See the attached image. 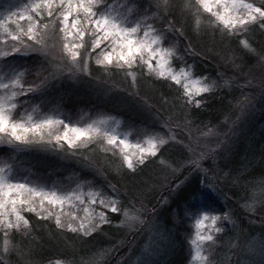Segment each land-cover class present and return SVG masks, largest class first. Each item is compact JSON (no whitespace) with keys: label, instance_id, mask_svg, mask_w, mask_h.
<instances>
[{"label":"snow or ice","instance_id":"1","mask_svg":"<svg viewBox=\"0 0 264 264\" xmlns=\"http://www.w3.org/2000/svg\"><path fill=\"white\" fill-rule=\"evenodd\" d=\"M204 21L213 33L237 39L242 55L254 58L264 86V48L253 47L248 35L253 30L264 33V0H152L147 8L143 3L132 7L118 0H25L9 6L0 14V144L16 151L37 147L66 155L98 150L112 159L96 168L84 156L88 166L97 174L112 170L120 175L125 169L135 174L153 158H158L162 169L175 171V163L161 156L162 149L174 143L189 154L184 164L201 169L202 162L214 160L228 141V133H221L218 126L205 131L191 117V109L201 108L219 83L197 75L182 55L195 52L189 32L199 35ZM242 55L231 54L233 67H241L237 60ZM17 56L33 59L35 66L29 70L10 63ZM93 63L105 74L123 73L131 79L132 88L137 87L138 76L168 81L170 87H177L187 111L175 119L157 114L159 124L139 129L132 140V133L121 132V121L114 116L81 113L74 120L59 105L46 106L43 97L55 82L91 77ZM30 73L35 74L31 81ZM255 79H247L243 87H252ZM225 83L231 85V81ZM36 100L39 103L32 102ZM248 101L246 95L237 101L241 115ZM144 103L150 110L151 105ZM176 129L182 130L186 140L177 138ZM212 139L216 144L209 143ZM239 203L252 215L264 210V181ZM109 212L118 217L117 227L130 231L146 223L143 199L125 203L114 184L105 187L78 179L74 187L47 185L18 177L13 163L0 160V264H10L7 258L12 256L18 264H37L34 252L15 241L18 234L31 235L25 213L54 220L61 232L91 237L113 224ZM188 218L192 222L189 264H216L212 246L222 231L219 224L230 221L231 214L221 217L207 206ZM108 254L102 249L79 261L74 256H49L46 264H105Z\"/></svg>","mask_w":264,"mask_h":264},{"label":"trees","instance_id":"2","mask_svg":"<svg viewBox=\"0 0 264 264\" xmlns=\"http://www.w3.org/2000/svg\"><path fill=\"white\" fill-rule=\"evenodd\" d=\"M130 1H133L135 6L143 3V8H147L148 4L152 3V0ZM23 2L25 0H0V14L6 13L9 6L14 7ZM107 2L111 3L113 0H107ZM189 34L195 46V52L191 55L182 53L184 61L193 66L197 75L207 76L209 81H219L213 92L207 94L203 106L199 109L195 107L191 109L192 119L206 130L218 126L227 115L232 113L234 104L242 100L245 95L249 97V100H253V107L259 116H256L257 122L249 129L252 128L250 132H253L256 138L252 140L250 137L245 140L246 144L239 145L235 156H232L223 170H226L233 179L245 184L259 179L264 180V88L251 90L243 87L245 81L257 72L254 58L242 55L236 38L222 36L219 32L213 33L207 27L206 21L202 24L199 35L191 32ZM248 35L253 47L264 48V33L253 30ZM183 47L184 44H181V48ZM233 52L242 55V59L237 60V63L241 64L240 68L233 67L229 62ZM10 63L31 70L36 62L26 56H17ZM0 65L3 67L2 63ZM92 69L91 77H81L78 80L63 79L55 82L48 90V94L43 97L46 106L59 105L73 118L81 113L111 115L121 121L123 130L131 129V132L146 126L158 125L157 114L165 118L172 115L175 119L182 118L187 111L183 108L182 101L178 99L177 87L175 85L170 87L168 81L138 76L137 87L132 88L130 78L121 80L123 73L113 70L105 74L97 70L94 63ZM27 78L31 81L35 78V74L30 73ZM228 81H231L230 86L225 83ZM98 88L102 90L101 94L97 92ZM107 89L112 91L106 94ZM145 100L148 105H151L150 110L145 107ZM32 102L39 103L38 100ZM168 146L169 144L162 149V157ZM178 155L179 152L173 154L171 151L169 160L176 161ZM84 156L89 157L88 161L92 162L96 168L100 167L104 161L111 159L98 150L66 155L62 152L40 150L37 147L16 151L7 144L0 145V160L8 159L14 164L15 169L22 167L23 173L27 174L31 180L64 187H72L78 179L92 180L97 185L105 187L108 184H114L119 188L121 199L125 203L128 202V198L131 199L139 194L144 181L150 179L147 173L148 166L154 165L158 160V158L150 159L145 166L138 167L135 174L126 169L120 175L112 170L97 174L94 167L88 166ZM163 195L164 192H161L147 197L146 214L150 216L155 209L154 213H157L160 225L166 229L172 228L173 248L165 264H186L188 261L186 241L191 235L192 228L189 215L207 206H210L213 212H222V208L211 194L202 191L197 177H193L178 192L169 196L166 205L159 207ZM25 215L31 221V235L18 234L15 241L23 249H31L34 252L37 264H46V258L49 256L63 255L69 258L74 256L76 259L78 254L86 257L102 249L109 251L110 247H113L114 242H111L115 236L113 226L118 222V217L110 212L108 215L113 218V224L104 225L101 232L94 233L91 237H79L66 231L61 232L52 220H40L31 213H25ZM216 241L220 242L219 235ZM215 247L218 249L217 246ZM113 251V254H108L105 264L115 263L119 249ZM7 259L10 264H18L16 256ZM213 259L216 261V255Z\"/></svg>","mask_w":264,"mask_h":264},{"label":"rangeland","instance_id":"3","mask_svg":"<svg viewBox=\"0 0 264 264\" xmlns=\"http://www.w3.org/2000/svg\"><path fill=\"white\" fill-rule=\"evenodd\" d=\"M118 2H125L135 7L134 2L130 0H119ZM256 71V74L253 75L256 79L252 87H247L248 89L257 90L260 87L264 88L259 80L261 71L259 68ZM123 79L125 80L124 75L121 77V80ZM110 89H107L106 94L112 91ZM97 92L101 94L102 90L98 88ZM248 103L247 111L241 115L236 102L232 113L227 115L218 125L221 133H228V141L214 160L203 161L199 170L188 167L183 161L189 158V154L179 145L170 143L165 150L163 158L169 160L171 151L173 154L179 152L178 159L171 161L175 163L176 170L162 169L159 160H157L154 165L148 166L147 173H149L150 179L144 181L139 194L131 199L128 198L127 202V204H131L137 198H141L145 204L150 194L164 192L160 200V207L166 205L168 203L167 198L183 188L193 177L199 178L202 191L211 194L222 208V212L214 211L213 213L221 217L226 213L231 214L230 221H222L219 224L222 228V231L217 234V236H220V242L216 241L215 245L212 246L213 258L216 255V264H264V251L261 250L262 245H264V210H257L255 215H252L245 212L239 203L240 198L250 193L254 188L258 190L259 183L264 180L259 179L245 184L238 182L235 178L233 179L226 170H223V167L230 161L232 156H235L239 145L246 144L245 140L250 137L252 140L256 138V135L250 132L252 128H249L257 122L256 116H259V114L256 113L253 107V100H249ZM79 116L80 114L73 119H78ZM92 116L98 117L100 115ZM150 116L154 118V116ZM226 118H229L227 125L225 124ZM233 122L235 123L233 124ZM130 130L127 128L123 130L122 126L120 128L121 132L132 133L130 139L135 140L137 138L136 132H131ZM176 135L178 139L186 140L181 129H176ZM219 139L223 140L224 137L221 135ZM209 143L214 145L216 140L212 139ZM87 155L89 156V153ZM22 170H24L22 167L15 169L17 176L29 178ZM74 186L75 184L72 185V187ZM153 213L150 216L146 214V223L138 226L136 231L117 227L118 222L113 226L115 236L111 242L114 243L108 253L109 255L113 254V250L117 248L120 251V253H118L119 251L117 252V257L113 264H141L144 261H147L148 264H165L173 248V239L171 238L173 231L172 228L166 229L162 227L157 213ZM186 242L188 248V261L186 264H189V238ZM215 246L218 249H215ZM81 257L82 255L78 254L76 260L79 261Z\"/></svg>","mask_w":264,"mask_h":264}]
</instances>
